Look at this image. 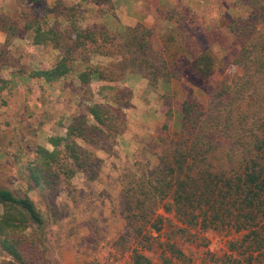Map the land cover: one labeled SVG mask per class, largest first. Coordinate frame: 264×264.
Segmentation results:
<instances>
[{
	"label": "trees",
	"instance_id": "obj_1",
	"mask_svg": "<svg viewBox=\"0 0 264 264\" xmlns=\"http://www.w3.org/2000/svg\"><path fill=\"white\" fill-rule=\"evenodd\" d=\"M26 1L42 6L45 0ZM246 6L247 16L230 24L232 36L239 42L231 64L240 72L219 83L206 105L197 104L187 93L176 128L167 133V141L157 138L158 148L151 150L156 163L138 173L121 175L125 182H121L120 196L127 225L132 220L145 221L153 213L150 204L160 206L201 230L241 233L231 250L247 252L244 264H264V0H249ZM45 11L47 15V8ZM25 27L31 29L32 46L57 50L54 62L37 68L9 66L10 76H0V93L2 89L13 90L12 75H23L37 84L41 97L49 102L44 84L73 75V91L81 109L69 117L62 133L49 134L44 145L33 147V157L25 166L27 183L23 190L13 193L0 187V251L6 256L0 264H44L39 229L55 209L56 193L64 181L76 173L86 180L96 178L101 160L94 148L108 151L106 142L122 132L130 93L121 83L129 70L127 56L146 47L139 25L123 30V34H111L95 25H70L68 30H58L45 20L28 22ZM144 32L149 35V31ZM91 54L117 58L98 64L91 62ZM220 66V59L208 49L188 64L189 70L198 75L196 84ZM170 68L176 76V69H183L178 60H173ZM92 76L95 90L90 87ZM154 79V75H148L150 83ZM61 88L60 82L59 91ZM102 89L111 91V98L106 94L94 96ZM38 188L46 211L34 203V190ZM133 259L134 264H150L142 254H134Z\"/></svg>",
	"mask_w": 264,
	"mask_h": 264
},
{
	"label": "rangeland",
	"instance_id": "obj_2",
	"mask_svg": "<svg viewBox=\"0 0 264 264\" xmlns=\"http://www.w3.org/2000/svg\"><path fill=\"white\" fill-rule=\"evenodd\" d=\"M248 2L167 0L162 19L152 16L153 30L139 25L143 32L140 39L146 42V47L139 55L134 52L127 56L129 70L137 78L131 80L128 70L121 81L130 90L122 132L106 142L108 151L94 148L101 160L95 179L86 180L81 173H76L60 185L55 209L52 214L48 211L49 219L39 229L44 264H134L136 253L146 256L150 264H238L243 258L240 264L246 262L247 252L241 254L230 248L241 233L201 230L198 225L185 224L160 206L154 208L150 204L153 213L145 221L132 220L127 225L120 192L125 182L121 175L138 173L156 163L151 150L158 148L157 138L167 141V133L176 128L180 105L187 93L197 104L206 105L219 83L240 72L239 67L231 64L239 42L232 36L230 24L247 16ZM115 14L118 20L123 17L121 13ZM117 18L110 2L45 0L40 6L26 0H0V76H10L9 66L17 68L24 64L27 68H37L54 62L57 50L31 45V29L25 27L28 22L45 20L58 30H68L70 25H95L111 34H123V30L118 31L121 27ZM114 29L117 31L113 32ZM144 31H149V35ZM206 49L215 59H220L221 66L196 84L198 75L189 70L188 64ZM116 58L90 55L91 62L98 64ZM173 60L181 62L183 67L176 69L177 76L170 68ZM149 74L156 77L152 83L148 80ZM145 75L147 79L143 78ZM72 76L44 84L42 89L49 92V102L41 97L37 84L23 75L17 78L12 75L15 84L11 92L1 90L0 187L9 188L13 193L23 190L27 183L25 166L33 157V147L44 145L49 134L62 133L69 117L81 109L73 91L76 84ZM90 83L95 90L94 76ZM102 94L112 96L111 91L104 89L94 92L96 98ZM128 179H131L129 175ZM39 190H34V203L46 211L39 199ZM4 258L5 254L0 251V260Z\"/></svg>",
	"mask_w": 264,
	"mask_h": 264
},
{
	"label": "crops",
	"instance_id": "obj_3",
	"mask_svg": "<svg viewBox=\"0 0 264 264\" xmlns=\"http://www.w3.org/2000/svg\"><path fill=\"white\" fill-rule=\"evenodd\" d=\"M166 1L167 0H109L115 17L117 18L115 13H121V17L123 15V17L119 19L120 21L117 18L118 24L121 27L118 31L125 30L127 27H133L135 25H143L150 31L153 30L151 28V22L154 17L152 16L158 15L162 19L164 14L163 11L167 5ZM127 5H129L128 11L126 10ZM149 6L150 8H152V6L154 8L150 9ZM115 30L116 29H114V31ZM127 76L131 78V80L137 78V76L131 72L127 74ZM159 105L161 104L159 103Z\"/></svg>",
	"mask_w": 264,
	"mask_h": 264
}]
</instances>
